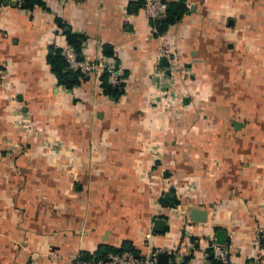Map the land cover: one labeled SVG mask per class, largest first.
I'll use <instances>...</instances> for the list:
<instances>
[{
  "label": "crops",
  "instance_id": "1",
  "mask_svg": "<svg viewBox=\"0 0 264 264\" xmlns=\"http://www.w3.org/2000/svg\"><path fill=\"white\" fill-rule=\"evenodd\" d=\"M12 1L0 0V264L154 249L157 264H219L209 235L233 264L264 261V0H185L166 29L192 70L188 124L157 106L172 83L139 0ZM67 32L82 57L124 65L119 97L91 76L57 82L48 57Z\"/></svg>",
  "mask_w": 264,
  "mask_h": 264
},
{
  "label": "built area",
  "instance_id": "2",
  "mask_svg": "<svg viewBox=\"0 0 264 264\" xmlns=\"http://www.w3.org/2000/svg\"><path fill=\"white\" fill-rule=\"evenodd\" d=\"M139 1L143 15L151 21V33L162 40L159 56L166 61V65L160 67L159 62H157L156 70L158 71L159 76L165 74L163 77L167 78L168 82L172 79L174 69L181 63V59L174 44L172 45V43L166 39L168 32L166 30L162 32L158 30L160 22L167 14V2L166 0ZM62 56L66 61L68 70L78 72L87 77L91 76L96 80H99L102 74H106L109 84L118 89L123 88L125 67L122 63L104 59L84 58L77 54L75 48L70 43H67L62 49ZM185 231L187 230L185 229ZM207 240L208 248L212 254L214 262L218 261L219 264H233L227 246L220 243L214 235H209ZM159 253L160 250L154 249L142 257H136L129 251L110 252L104 257L91 259H80L78 256H72V260H74L76 264H157ZM178 262L179 254H176L172 262L169 264H177ZM259 264H264V261L259 259Z\"/></svg>",
  "mask_w": 264,
  "mask_h": 264
},
{
  "label": "trees",
  "instance_id": "3",
  "mask_svg": "<svg viewBox=\"0 0 264 264\" xmlns=\"http://www.w3.org/2000/svg\"><path fill=\"white\" fill-rule=\"evenodd\" d=\"M31 1H32V4L35 3L38 5H43L42 0H31ZM166 2H167V14H166V17L160 22L158 26V30L160 32L165 31L170 25L174 24L177 20H179L185 14V12H187V6L185 4V0H176L172 2L166 1ZM25 3L27 7L32 6V4L29 5L30 1L28 0H25ZM57 23L60 27L63 25L58 19H57ZM66 34H67L68 42L71 45H73L77 54L82 56L81 51H80L82 37L79 36L78 34H72L69 32H67ZM48 61L50 64V69L52 73L54 74V76L56 77L57 82L65 85L67 88H70L73 85L77 84L79 82L78 81L79 79L81 78L83 79L85 77L84 75L78 72H72L71 70L67 69L66 61L63 58L60 49H54V52L49 55ZM71 73H74L76 76V78L73 80L69 79V75ZM126 75L127 74L125 72V80L123 81V88L118 89L108 83L106 74H102L99 78L100 87L102 89V92L112 98L119 97L124 91V86H125L124 84L126 83V80H127Z\"/></svg>",
  "mask_w": 264,
  "mask_h": 264
},
{
  "label": "rangeland",
  "instance_id": "4",
  "mask_svg": "<svg viewBox=\"0 0 264 264\" xmlns=\"http://www.w3.org/2000/svg\"><path fill=\"white\" fill-rule=\"evenodd\" d=\"M181 63L178 64V66L174 69L172 79H170L172 83V87L168 88L167 91L164 90L161 91V93L158 95L157 106H159L161 112L164 113L167 112L168 114L173 116V119L180 121L181 124L183 123L188 124L186 118L189 119L191 109L190 108L188 109L187 105H185V91L181 86V82L184 77L186 76L188 77L191 75L192 70L190 68H187L185 64H181ZM179 76L181 77L177 79V77ZM173 87L175 89H173ZM201 107L202 105L199 104L198 107V110L200 112L199 120L203 118L201 117ZM181 119H183L186 122L181 121Z\"/></svg>",
  "mask_w": 264,
  "mask_h": 264
},
{
  "label": "water",
  "instance_id": "5",
  "mask_svg": "<svg viewBox=\"0 0 264 264\" xmlns=\"http://www.w3.org/2000/svg\"><path fill=\"white\" fill-rule=\"evenodd\" d=\"M16 3H17L16 0L12 1V4H16ZM73 77L74 76H71L70 79H73ZM166 197H168V195H166ZM204 217H205V211L196 210V209H193L191 211V218H193L195 220H203ZM154 224H155V227H156L157 230H159V231H163L164 230L165 221L163 219H156ZM136 257H137V255H136Z\"/></svg>",
  "mask_w": 264,
  "mask_h": 264
}]
</instances>
